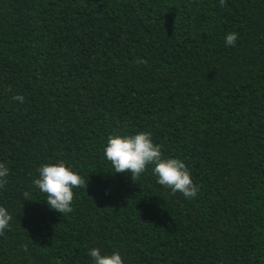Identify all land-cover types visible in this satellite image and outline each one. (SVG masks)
Instances as JSON below:
<instances>
[{
  "label": "trees",
  "instance_id": "1",
  "mask_svg": "<svg viewBox=\"0 0 264 264\" xmlns=\"http://www.w3.org/2000/svg\"><path fill=\"white\" fill-rule=\"evenodd\" d=\"M138 131L196 198L114 173L108 136ZM58 159L67 215L33 185ZM0 162V264H264V0H0Z\"/></svg>",
  "mask_w": 264,
  "mask_h": 264
},
{
  "label": "clouds",
  "instance_id": "2",
  "mask_svg": "<svg viewBox=\"0 0 264 264\" xmlns=\"http://www.w3.org/2000/svg\"><path fill=\"white\" fill-rule=\"evenodd\" d=\"M239 38L237 32H229L224 38L226 46L235 47ZM14 100L23 103L24 97L16 95ZM104 157L110 162L114 173H128L132 179L140 177L151 166L156 182L170 189L173 194L180 193L186 199L196 198L198 186L193 182L188 165L181 158L165 157L161 146L155 143L146 131L134 134H111L104 146ZM9 168L0 162V188L7 183ZM84 184L83 177L62 159L54 163L42 164L33 185L45 195L50 210L67 215L73 211L74 189ZM26 197L28 193L24 194ZM12 215L0 206V235L9 229ZM87 255L91 264H125L118 251L106 253L101 248H91Z\"/></svg>",
  "mask_w": 264,
  "mask_h": 264
}]
</instances>
